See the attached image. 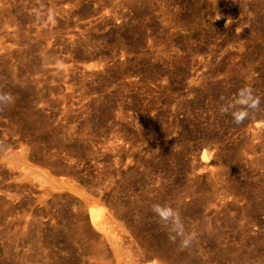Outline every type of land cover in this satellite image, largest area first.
Returning a JSON list of instances; mask_svg holds the SVG:
<instances>
[{"label": "rangeland", "instance_id": "obj_1", "mask_svg": "<svg viewBox=\"0 0 264 264\" xmlns=\"http://www.w3.org/2000/svg\"><path fill=\"white\" fill-rule=\"evenodd\" d=\"M0 92V264H264V0H0Z\"/></svg>", "mask_w": 264, "mask_h": 264}, {"label": "clouds", "instance_id": "obj_2", "mask_svg": "<svg viewBox=\"0 0 264 264\" xmlns=\"http://www.w3.org/2000/svg\"><path fill=\"white\" fill-rule=\"evenodd\" d=\"M51 19V16L49 17ZM15 103V97L8 92H0V111ZM262 98L252 87L245 86L220 107V112L231 116L233 123L239 125L254 112L260 110ZM152 212L169 229V239L175 243L180 238L182 248H188L196 238L195 233L186 232L181 214L178 209L170 205L153 204Z\"/></svg>", "mask_w": 264, "mask_h": 264}, {"label": "bare ground", "instance_id": "obj_3", "mask_svg": "<svg viewBox=\"0 0 264 264\" xmlns=\"http://www.w3.org/2000/svg\"><path fill=\"white\" fill-rule=\"evenodd\" d=\"M39 175V174H38ZM42 175L40 174V178H43V177H41ZM39 177V176H38ZM39 179V178H38ZM44 180V179H43ZM49 180H51V179H49ZM48 181V180H47ZM46 182V181H45ZM53 182V181H52ZM80 200V199H79ZM83 201V200H82ZM84 203V202H83ZM82 206V205H81ZM116 209V208H115ZM103 211V208L102 207H95L94 209H93V214H94V217H96L97 219L98 218H100V215H101V212ZM92 214V215H93ZM93 216L91 217V218H94ZM93 221V220H92ZM94 222V221H93ZM99 222V221H98ZM95 223V222H94ZM95 225H96V223H95ZM105 225V223L104 222H102V226H101V224H100V226L103 228V227H105L104 226ZM122 229V228H121ZM107 233V232H106ZM130 233V232H129ZM111 239V238H110ZM109 239V240H110ZM128 241V240H127ZM133 241V240H132ZM112 242V241H111ZM124 243V242H123ZM101 245V244H100ZM127 245V244H126ZM131 250V249H130ZM118 258V257H117ZM165 258V257H164ZM163 259V258H162ZM173 260V259H172ZM155 261V260H154ZM147 263H149V262H147ZM146 264V263H145ZM153 264H174L172 261H168V260H162V261H157V262H154Z\"/></svg>", "mask_w": 264, "mask_h": 264}]
</instances>
